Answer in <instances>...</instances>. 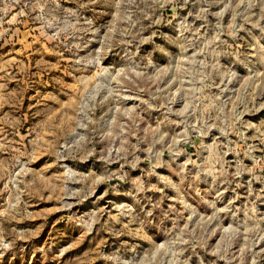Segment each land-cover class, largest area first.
<instances>
[{
    "label": "rangeland",
    "instance_id": "374dc122",
    "mask_svg": "<svg viewBox=\"0 0 264 264\" xmlns=\"http://www.w3.org/2000/svg\"><path fill=\"white\" fill-rule=\"evenodd\" d=\"M0 264H264V0H0Z\"/></svg>",
    "mask_w": 264,
    "mask_h": 264
}]
</instances>
